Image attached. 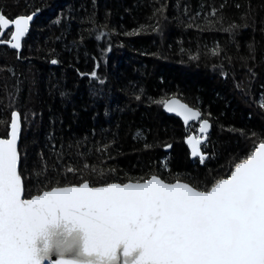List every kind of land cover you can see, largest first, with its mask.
Segmentation results:
<instances>
[{"label": "trees", "instance_id": "16d2710c", "mask_svg": "<svg viewBox=\"0 0 264 264\" xmlns=\"http://www.w3.org/2000/svg\"><path fill=\"white\" fill-rule=\"evenodd\" d=\"M0 13L37 14L18 58L0 48V138L20 112L25 198L151 175L205 190L264 140V0H0ZM171 97L211 123L204 164L184 143L197 124L158 103Z\"/></svg>", "mask_w": 264, "mask_h": 264}, {"label": "snow or ice", "instance_id": "6c2138e0", "mask_svg": "<svg viewBox=\"0 0 264 264\" xmlns=\"http://www.w3.org/2000/svg\"><path fill=\"white\" fill-rule=\"evenodd\" d=\"M33 19L30 14L9 18L0 13V36L5 30L11 33L10 40L0 39V44L19 51ZM158 103L185 124L199 122L201 135H189L185 142L191 156L204 164L201 146L209 121L178 100ZM20 132L21 114L13 110L10 130L0 138V264H129L127 258L136 249L140 254L135 264H264V140L235 163L227 178L209 182L205 190L151 175L97 187L85 181L25 198ZM61 222L83 232L82 259L61 250L52 260L47 240L37 249V239L46 238Z\"/></svg>", "mask_w": 264, "mask_h": 264}, {"label": "water", "instance_id": "95a60500", "mask_svg": "<svg viewBox=\"0 0 264 264\" xmlns=\"http://www.w3.org/2000/svg\"><path fill=\"white\" fill-rule=\"evenodd\" d=\"M30 15H34V19L30 22V28H29V32L26 34V36L22 39V47H23V41L27 38V36L29 35L30 33V30H31V27L33 25V23L35 22L36 20V17H37V14L36 13H32ZM8 30H5V34L7 33ZM4 34V35H5ZM4 35L3 36H0V39H3L4 38ZM4 40V39H3ZM10 40V39H9ZM6 41V40H5ZM0 47H7L10 51H13L15 52L16 56L18 57L22 51V47L19 51L17 50H14V49H11L10 45L7 44V43H3V44H0ZM178 100L180 103H183L181 100H179L178 98L176 97H171L169 98L167 101H171V100ZM185 104V103H183ZM190 107V106H189ZM192 108V107H191ZM195 109V108H193ZM197 110V109H195ZM162 111L163 113L165 114V116H168V117H174V118H177L182 126L184 128H186L188 125H190L191 123H195L197 124V131H196V134H190V135H194V136H200L201 134L199 133V122L198 121H189L188 124H185L184 121L182 120L181 117H178L175 115V113H169L167 112L165 109H164V106H162ZM11 114V113H10ZM210 123V122H209ZM211 125V123H210ZM8 130H10V117H9V123H8ZM7 130V131H8ZM22 130V129H21ZM211 131V127L209 129V132L207 134V137L209 135ZM20 136H21V132H20V135H19V138H18V147H19V142H20ZM187 138V137H186ZM186 138L184 140V143H185V146L187 147V150H188V153L190 155V158L191 159H195L191 156V151L188 147V145L186 144ZM202 139H204V137H201ZM259 144H257L255 146V148L258 146ZM255 150V149H254ZM253 150V151H254ZM206 157V156H205ZM198 158V157H196ZM199 159V158H198ZM231 174V172H230ZM229 174V175H230ZM228 175V176H229ZM227 176V177H228ZM226 177V178H227ZM225 179V178H224ZM181 182V181H179ZM184 183V182H183ZM103 186V185H101ZM91 187V186H90ZM97 187V186H96ZM51 190V189H50ZM50 190H46V191H50ZM42 194V192L40 193ZM39 195V194H38ZM47 240V242L51 245V252H52V255H51V259L52 260H55L57 258V253L58 251H63V254L67 257H72V258H78V259H82L84 257V253H83V232L76 228V229H73L71 228L70 225H66L64 224L63 222L59 223L57 226L55 227H52L49 229V234L48 236L45 238V237H40L37 239L36 241V247L37 249H43L44 248V245H45V241ZM118 253L122 254L123 253V245L120 246V248L118 249ZM140 254V250L139 249H136L134 250L130 256L127 258L128 261H129V264H135V261L136 259L138 258ZM43 264H48V260H44L43 261Z\"/></svg>", "mask_w": 264, "mask_h": 264}, {"label": "flooded vegetation", "instance_id": "af4514ba", "mask_svg": "<svg viewBox=\"0 0 264 264\" xmlns=\"http://www.w3.org/2000/svg\"><path fill=\"white\" fill-rule=\"evenodd\" d=\"M10 36H11V33L10 31H7V33L5 34L4 36V40H9L10 39ZM4 48H7V47H4ZM8 49V48H7ZM15 53V52H14ZM16 55V54H15ZM18 58V57H17Z\"/></svg>", "mask_w": 264, "mask_h": 264}, {"label": "rangeland", "instance_id": "374dc122", "mask_svg": "<svg viewBox=\"0 0 264 264\" xmlns=\"http://www.w3.org/2000/svg\"><path fill=\"white\" fill-rule=\"evenodd\" d=\"M5 36V35H4ZM4 39V38H3ZM0 48H2V47H0ZM19 57V56H18ZM6 138V137H5ZM255 149V148H254ZM230 174V173H229Z\"/></svg>", "mask_w": 264, "mask_h": 264}]
</instances>
